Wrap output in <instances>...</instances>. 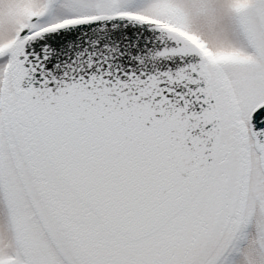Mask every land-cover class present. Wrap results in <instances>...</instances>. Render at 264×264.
I'll use <instances>...</instances> for the list:
<instances>
[{"label":"snow or ice","instance_id":"6c2138e0","mask_svg":"<svg viewBox=\"0 0 264 264\" xmlns=\"http://www.w3.org/2000/svg\"><path fill=\"white\" fill-rule=\"evenodd\" d=\"M0 264H264V0H0Z\"/></svg>","mask_w":264,"mask_h":264}]
</instances>
